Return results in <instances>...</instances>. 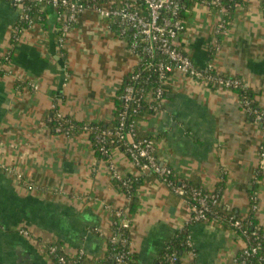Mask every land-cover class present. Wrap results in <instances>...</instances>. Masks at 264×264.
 <instances>
[{
    "label": "crops",
    "instance_id": "crops-1",
    "mask_svg": "<svg viewBox=\"0 0 264 264\" xmlns=\"http://www.w3.org/2000/svg\"><path fill=\"white\" fill-rule=\"evenodd\" d=\"M186 12L176 40L196 68L238 77L264 105V0H237L227 11L194 3ZM16 20L10 1L0 0V264H54L45 250L50 242L67 255L83 249L86 258L101 260L113 212L131 200L96 155L88 131L59 134L48 122L55 104L80 123L112 126L114 99L138 57L120 27L92 10L79 15L61 44L54 10L13 42ZM164 91L160 109L139 119V136L152 140L178 183L218 192L226 214L247 218L254 202L264 229L263 132L237 93L178 71ZM110 157L121 177L139 178L135 211L128 213L132 264H160L164 246L184 227L191 249L177 264H233L244 246L234 230L185 226L189 208L182 198L121 150Z\"/></svg>",
    "mask_w": 264,
    "mask_h": 264
},
{
    "label": "built area",
    "instance_id": "built-area-1",
    "mask_svg": "<svg viewBox=\"0 0 264 264\" xmlns=\"http://www.w3.org/2000/svg\"><path fill=\"white\" fill-rule=\"evenodd\" d=\"M17 10V20L12 27V41L19 39L20 33L26 29L20 23L32 24L31 12L35 11L41 16L48 8L54 10L59 26L57 28L60 35L58 42L64 40L66 34L74 28L80 14L87 10H92L101 18L115 23L122 34L128 40L129 49L138 57L137 65L142 63L148 70L154 69L157 74L159 85L151 92H147L142 84L141 74L131 72L122 87L120 99L122 107L117 113L116 126L113 128L93 127L85 124L83 129L89 133H94V140L98 153L104 156L113 178L120 182L122 188L126 189V194L130 199L132 192L130 189L131 178L121 177L114 170L111 161V150L117 148L124 152L132 164L142 172L160 177L168 189L175 195L182 198L188 205L189 216L186 223H210L214 225H225L234 230L243 240L244 246L236 254L233 264H264V229L254 227L249 231L242 222L234 216L226 218L220 214V195L218 192H207L199 187H187L185 185L175 186L170 180L173 171L170 167L159 162L155 147L150 138H141L138 134V121L134 116L138 113L143 103H151L149 106L154 112L161 107L165 85L172 71H178L185 76L203 82L211 88L230 89L243 88L241 80L235 76L220 75L213 76L209 70L197 69L190 56L179 46L177 36L184 32L185 24L180 17V13L185 9L186 0H9ZM195 3L225 10L221 0H196ZM224 21L218 23V31L225 30ZM149 76L143 80L147 82ZM55 119H62L64 115L52 105ZM242 109L247 114H252L255 122L260 125L263 132V141L258 149L259 169L264 166V109H251L249 101L244 102ZM51 121V119H49ZM55 132L59 134L61 128L57 126ZM66 135V134H65ZM114 145L115 147H110ZM94 149V148H93ZM94 149V150H96ZM189 196L190 201L186 199ZM123 208L114 210V216L118 220L112 221L117 225L118 230L129 228L130 215L123 212ZM255 211L256 205H252ZM21 232L27 233L22 230ZM239 232V233H238ZM120 242L124 245L127 240L120 237L118 232L113 231L106 238V243ZM186 245L190 247L189 238ZM261 249H263L260 254ZM46 253L54 264H77L84 258L86 253L79 249L75 255H67L62 248L53 242L47 243ZM132 252L128 250L118 251L110 264H130L132 262ZM170 263L178 260L175 253L166 256Z\"/></svg>",
    "mask_w": 264,
    "mask_h": 264
},
{
    "label": "trees",
    "instance_id": "trees-1",
    "mask_svg": "<svg viewBox=\"0 0 264 264\" xmlns=\"http://www.w3.org/2000/svg\"><path fill=\"white\" fill-rule=\"evenodd\" d=\"M196 0H186L184 2V5H185V9H183L180 13V17L183 19V17L186 15V10L192 6L194 3H195ZM237 0H221L222 2V5L225 7L226 11L230 8V6ZM31 17H32V23L35 22L37 19H42V16L40 14H38L37 12L33 11L31 12ZM20 26L21 27H24V28H27L28 25L27 24H24V23H20ZM58 35H60V32H58ZM133 72H139L141 74V80H142V84L145 85V88L147 90V92H151L156 86L159 85L158 83V80H157V74L154 73V69L152 70H148L147 68L144 67V65L142 63L138 64L135 66V68L132 70ZM131 71V72H132ZM130 72V73H131ZM209 74L213 75V76H217V74L213 71V70H209L208 71ZM129 74L126 76V78L124 79V82L127 80ZM146 76H149V80L147 82H145L143 79L146 77ZM124 82L122 83L121 87L119 88L117 94H116V98L114 99V121H113V125L110 126V128H113L114 126H116V117H117V113L118 111L121 109L122 107V101L120 99V95L122 93V87H123V84ZM234 92L237 93L238 97H239V100H240V104L241 106L244 107V102L246 101H249V106L251 107V109H264V105H259L257 103L256 100H254V94L247 90L246 88L243 89L241 87L239 88H233L232 89ZM165 95V91L163 93V97ZM151 103L153 102H150V103H143L141 108L139 109L138 113L134 116V118L139 121L140 118H142L143 116L145 115H149L151 113L154 112L153 109H151L149 106L151 105ZM250 116L253 117L252 114H249ZM55 116V113L54 111L52 112L51 114V121L48 122V126L50 128L51 131H55V128L57 126H59L61 128V132L60 133H64L66 135H71L73 133H76L77 131H80V130H84L83 127L85 125V123H80L76 120H74L72 117L70 116H64L62 119H55L54 118ZM91 126H95V127H100V128H105L107 126H104L103 124L99 123V124H89ZM94 133H90V139L91 141L94 140ZM141 138H145L147 136H139ZM149 138V137H147ZM93 148L96 149V146L95 144H92ZM110 147H115L114 145H111ZM96 155L101 158V159H105L104 156H101L99 153H98V150H94ZM144 174H146L144 172ZM153 177H155V179L161 181L160 177L156 176V175H151ZM131 178V186H130V189H131V192H132V196H131V203H130V206H128L127 209H122L123 212H126V213H132L135 211V207H136V200H135V186L136 184L138 183L139 181V178H133V177H129ZM170 180L173 182V184L175 186H181V185H185L187 187H196V186H192L190 184H187V183H178V180L173 176H170ZM115 183L117 184V186L120 188V190H122L125 194H128L126 192V189L125 188H122L121 185H120V182L117 181L116 179H114ZM252 194V193H251ZM250 194V195H251ZM186 199L188 201H190L189 199V196L186 195L185 196ZM252 205H254V202L251 203ZM251 205V207H252ZM219 212L220 214L224 215L226 218L230 217V216H234L236 219H241L240 217H238L237 215H233L232 213H225L223 212L222 210L219 209ZM254 211H252L251 209V214L247 217V218H244L242 219V222L244 224V227H246L249 231H251L254 227H259L258 224H257V221L254 217ZM118 220L116 216H114V212H113V219L112 221H116ZM190 224L189 223H186L185 226H189ZM261 228V227H259ZM263 228H261L260 230H262ZM113 231V233L115 232H118L120 234V237H124L127 242L123 244H121L120 242H115V243H110L109 240L107 241V253L105 255V257L101 260H92V259H88V258H84L83 260H81L79 263L77 264H110L112 263V259H113V256L120 250H129V231H128V228H123L121 230H118V227L117 225H114L112 224V228H111V232ZM239 233V232H238ZM188 240V230H187V227H184L182 230H178L174 236L170 239V241L164 246L163 250H162V253L160 254V264H177L178 261H179V258H180V253L183 252V251H189L190 250V247H188L186 245V242ZM263 249H261L260 251V254L263 252L262 251ZM171 253H175L178 260L174 263H170L169 260L166 259V256L167 255H170ZM240 252L237 253L238 256H240L239 254ZM131 258H133V254L131 256ZM132 264V262L130 263Z\"/></svg>",
    "mask_w": 264,
    "mask_h": 264
}]
</instances>
